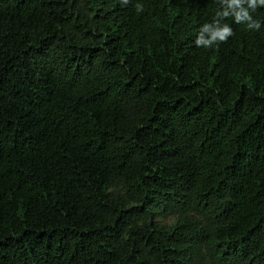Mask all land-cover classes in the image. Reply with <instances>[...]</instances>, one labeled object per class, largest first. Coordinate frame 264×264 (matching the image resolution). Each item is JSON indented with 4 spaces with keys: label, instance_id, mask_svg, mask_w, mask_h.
I'll return each mask as SVG.
<instances>
[{
    "label": "trees",
    "instance_id": "obj_1",
    "mask_svg": "<svg viewBox=\"0 0 264 264\" xmlns=\"http://www.w3.org/2000/svg\"><path fill=\"white\" fill-rule=\"evenodd\" d=\"M0 264H264V0H0Z\"/></svg>",
    "mask_w": 264,
    "mask_h": 264
}]
</instances>
